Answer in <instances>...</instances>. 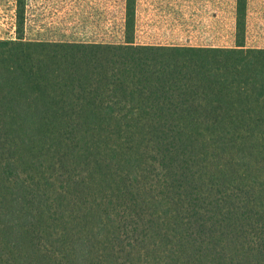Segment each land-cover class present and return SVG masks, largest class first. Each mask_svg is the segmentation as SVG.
I'll return each instance as SVG.
<instances>
[{
  "label": "trees",
  "instance_id": "trees-1",
  "mask_svg": "<svg viewBox=\"0 0 264 264\" xmlns=\"http://www.w3.org/2000/svg\"><path fill=\"white\" fill-rule=\"evenodd\" d=\"M140 1L67 3L73 25L103 10L84 22L106 36L81 41L29 39L17 0V37L0 39V264H264L256 1L197 3L230 9L231 45L141 41L152 10L195 2Z\"/></svg>",
  "mask_w": 264,
  "mask_h": 264
},
{
  "label": "rangeland",
  "instance_id": "rangeland-1",
  "mask_svg": "<svg viewBox=\"0 0 264 264\" xmlns=\"http://www.w3.org/2000/svg\"><path fill=\"white\" fill-rule=\"evenodd\" d=\"M71 1L27 0L28 6L25 20L26 36L29 39L58 37L66 40L76 39L81 41L90 40L91 38L88 35L95 36L99 34L98 37H94L93 39H102V36H106L105 30L108 29V26L107 24L103 26L99 22L100 17L99 19L98 16L93 18L98 21L96 24L84 22L88 18L89 12L95 13L98 10L95 6L90 7L85 5L82 11L83 14L81 13L77 18L78 23L76 25L67 23V3ZM83 1L96 3L97 1L107 2L109 0ZM192 1L195 2L194 5L187 7L177 6L175 9H170L169 13H163L162 17L155 16L152 10V14L145 16V24L149 21L151 29L146 31L142 30L140 40L171 43L233 44L234 29H226V27H230L232 18L230 9L227 13L225 11H219V13L215 14H212L214 11L208 9V12L205 13L206 16H202L203 9L197 4L202 0ZM255 1V10L251 13V16L256 21L255 24L260 28L249 31L248 41L251 45L264 44V0ZM260 2H262V5L259 7L257 3ZM17 9V0H0V39H15L17 37L18 25L20 23ZM98 11L102 12L103 10L100 9ZM185 11L187 16L184 14ZM161 19L163 20L162 22H160ZM222 21H225V23H222ZM172 27L176 29H172ZM202 27L207 30H201ZM210 27L213 30H210ZM97 29L100 30L98 31Z\"/></svg>",
  "mask_w": 264,
  "mask_h": 264
},
{
  "label": "crops",
  "instance_id": "crops-1",
  "mask_svg": "<svg viewBox=\"0 0 264 264\" xmlns=\"http://www.w3.org/2000/svg\"><path fill=\"white\" fill-rule=\"evenodd\" d=\"M141 7H142V1H140V3H139V9H141Z\"/></svg>",
  "mask_w": 264,
  "mask_h": 264
}]
</instances>
